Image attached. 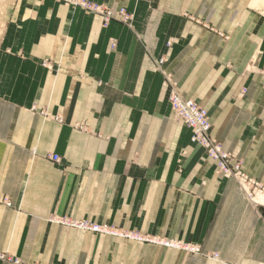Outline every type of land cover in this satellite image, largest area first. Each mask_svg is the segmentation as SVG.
<instances>
[{"label": "crops", "instance_id": "1", "mask_svg": "<svg viewBox=\"0 0 264 264\" xmlns=\"http://www.w3.org/2000/svg\"><path fill=\"white\" fill-rule=\"evenodd\" d=\"M91 1L132 24L57 0L5 11L0 264H264V207L218 172L169 102L176 90L204 108L212 138L264 188V14L252 0Z\"/></svg>", "mask_w": 264, "mask_h": 264}, {"label": "built area", "instance_id": "2", "mask_svg": "<svg viewBox=\"0 0 264 264\" xmlns=\"http://www.w3.org/2000/svg\"><path fill=\"white\" fill-rule=\"evenodd\" d=\"M57 1L65 3L70 7L79 8L101 16L104 20L105 26H108L110 22L114 20L120 21L126 25H131L134 19V16L125 9L112 10L91 0ZM115 47L116 43L113 42L111 48L115 49ZM169 102L173 114L191 131L192 143L205 150L207 156L216 164L218 172L237 181L243 188L249 201L255 205L264 207V188L250 180L243 172L242 163L237 158L224 151L222 145L212 138V124L208 112L195 101L183 97L176 90L172 91ZM51 159L55 163L61 161V158L57 155H53ZM5 204L11 206L8 201H6ZM52 221L63 226L88 231L94 234L123 237L133 241L153 243L167 248L181 249L193 254L200 253V248L197 246L187 245L176 241L162 240L157 237L143 236L134 232H124L107 225L57 217L52 219ZM0 258H2V256H0ZM214 259H218V256L215 255Z\"/></svg>", "mask_w": 264, "mask_h": 264}, {"label": "rangeland", "instance_id": "3", "mask_svg": "<svg viewBox=\"0 0 264 264\" xmlns=\"http://www.w3.org/2000/svg\"><path fill=\"white\" fill-rule=\"evenodd\" d=\"M12 1L13 0H0V34L2 32L3 20L5 17V11L8 8V6L12 3ZM258 11L260 12L261 10H258ZM260 13H262V11Z\"/></svg>", "mask_w": 264, "mask_h": 264}, {"label": "bare ground", "instance_id": "4", "mask_svg": "<svg viewBox=\"0 0 264 264\" xmlns=\"http://www.w3.org/2000/svg\"><path fill=\"white\" fill-rule=\"evenodd\" d=\"M251 6L256 10H261L264 14V0H252Z\"/></svg>", "mask_w": 264, "mask_h": 264}]
</instances>
